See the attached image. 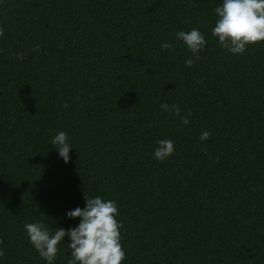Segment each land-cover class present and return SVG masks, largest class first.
I'll list each match as a JSON object with an SVG mask.
<instances>
[{"label":"trees","instance_id":"16d2710c","mask_svg":"<svg viewBox=\"0 0 264 264\" xmlns=\"http://www.w3.org/2000/svg\"><path fill=\"white\" fill-rule=\"evenodd\" d=\"M221 4L0 0V264H47L24 225L77 227L85 196L117 203L121 264H264V41L221 48ZM194 28L207 43L188 67L176 33ZM162 139L175 152L159 162Z\"/></svg>","mask_w":264,"mask_h":264},{"label":"clouds","instance_id":"9594fccd","mask_svg":"<svg viewBox=\"0 0 264 264\" xmlns=\"http://www.w3.org/2000/svg\"><path fill=\"white\" fill-rule=\"evenodd\" d=\"M217 20L212 28V35L217 39L218 45L234 55L244 54L248 47L264 41V0H222V4L214 10ZM4 30L0 27V37ZM176 38L182 41L195 59H187L185 65L191 67L199 59L200 53L206 46L204 34L198 29L188 32L178 31ZM162 49H171L172 44L163 43ZM68 107L67 104L63 105ZM164 112L180 118L184 125L189 124L191 112L181 116L179 105L169 106L167 103L160 105ZM211 133L204 131L198 139L207 141ZM58 151L59 156L68 163L70 149L67 134L63 131L57 133L51 142ZM175 152V144L172 140H160L154 150V159L163 162L169 159ZM86 207H77L68 211L70 219L80 218L77 227L65 229L57 228L51 233L49 228L42 222L27 223L24 225L30 243L38 252L39 256L47 264H53L59 252L58 245L64 243L68 236L71 243L67 245L71 249V259L68 264H121L126 258V253L121 243L120 228L122 222L116 217L119 215L118 205L113 200H104L84 197ZM3 240H0V245ZM4 255L0 248V257Z\"/></svg>","mask_w":264,"mask_h":264}]
</instances>
